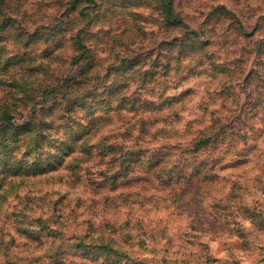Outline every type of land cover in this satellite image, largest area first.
Returning <instances> with one entry per match:
<instances>
[{
	"label": "rangeland",
	"instance_id": "rangeland-1",
	"mask_svg": "<svg viewBox=\"0 0 264 264\" xmlns=\"http://www.w3.org/2000/svg\"><path fill=\"white\" fill-rule=\"evenodd\" d=\"M161 2L0 0V106L24 88L35 97L17 122L41 106L54 117L62 82L91 62L96 77L114 64L127 71L123 62L139 61L135 77L152 65L151 91L181 103L177 123L148 145L179 151L160 147L163 165L174 162L166 185L0 173V264H264V0H173L183 25L167 21ZM200 127L217 139L194 150ZM75 239L118 254L77 250Z\"/></svg>",
	"mask_w": 264,
	"mask_h": 264
},
{
	"label": "trees",
	"instance_id": "trees-1",
	"mask_svg": "<svg viewBox=\"0 0 264 264\" xmlns=\"http://www.w3.org/2000/svg\"><path fill=\"white\" fill-rule=\"evenodd\" d=\"M173 3V0L161 2L167 21L173 25H183V19L177 13H172ZM190 32L194 33L193 30ZM88 58L92 60L90 56ZM123 63L127 71L117 72L118 65L114 64L102 77H96L92 74L91 62L87 73L69 84H65L67 79L62 82L69 89L61 97L65 100L63 109L54 117L44 115L48 112L46 107L41 106L38 111L32 109L22 122H17L19 111L26 106L28 95H31L25 88L19 98L11 103H2L0 173L21 178L63 170L67 181L73 185L84 182L101 186L102 183H109L111 189L126 184L132 178L139 182L156 179L160 185L172 182L173 179L168 178L170 175L167 177L172 167L166 165L174 162L163 165L160 155L165 148L164 143L170 146L168 151L175 149L178 155L177 147L168 142L155 147L148 145L155 144L152 141L157 134L168 132V126L177 123L172 118L179 116L178 106L181 103H176L179 98L162 99L161 95L151 91L149 87L155 85L154 79L149 80L154 73L152 65L135 77L132 68L139 61ZM161 66L168 69L167 64ZM131 83L138 84L136 89H130ZM52 88L49 84L44 89L40 88V92L42 95L48 94ZM31 98L35 97L31 95ZM78 112H82V120ZM122 114L130 116L115 118ZM203 127L192 131L189 136L188 142L194 150L212 145L217 139L215 132ZM175 134L168 135L169 141ZM172 155L170 153L169 157ZM37 222L44 223L41 218ZM21 232L26 233L24 229ZM73 236L78 237L77 234ZM70 244L77 250L96 249L99 255L118 254L107 244L90 245L77 239Z\"/></svg>",
	"mask_w": 264,
	"mask_h": 264
}]
</instances>
